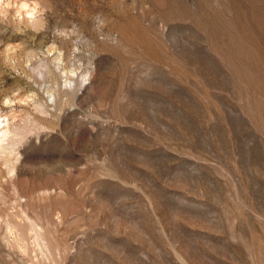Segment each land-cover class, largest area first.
Instances as JSON below:
<instances>
[{
	"label": "rangeland",
	"instance_id": "obj_1",
	"mask_svg": "<svg viewBox=\"0 0 264 264\" xmlns=\"http://www.w3.org/2000/svg\"><path fill=\"white\" fill-rule=\"evenodd\" d=\"M0 264H264V0H0Z\"/></svg>",
	"mask_w": 264,
	"mask_h": 264
}]
</instances>
